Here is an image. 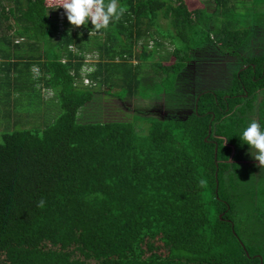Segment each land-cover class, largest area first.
Returning a JSON list of instances; mask_svg holds the SVG:
<instances>
[{
    "label": "trees",
    "instance_id": "trees-1",
    "mask_svg": "<svg viewBox=\"0 0 264 264\" xmlns=\"http://www.w3.org/2000/svg\"><path fill=\"white\" fill-rule=\"evenodd\" d=\"M214 2L222 9L209 13L190 11L185 0H119L124 15L97 30L90 21L71 25L61 0H0L14 46L28 44V64L41 67L60 108L45 129L0 135V264H264L241 236L248 219L264 223V177L247 169L256 162H242L256 151L239 138L252 121L264 126L256 103L264 102V50H253L250 28L228 31L236 18L248 22L236 10L245 3ZM58 13L66 17L62 33ZM165 43L170 63L143 76ZM242 46L244 56L227 55ZM93 49L109 63L82 77ZM193 51L238 67L233 83L201 89L190 113L140 131L132 122L79 123L102 85L125 99L156 81L175 96Z\"/></svg>",
    "mask_w": 264,
    "mask_h": 264
},
{
    "label": "rangeland",
    "instance_id": "rangeland-1",
    "mask_svg": "<svg viewBox=\"0 0 264 264\" xmlns=\"http://www.w3.org/2000/svg\"><path fill=\"white\" fill-rule=\"evenodd\" d=\"M238 1L241 4L245 3L242 6L247 7V9L242 8V11L236 7V10L239 12L238 17H249V20L245 19L248 21L245 22L241 18L234 19L236 21L235 23L231 22L228 31L243 32L246 27L250 28L252 33L249 34L247 40L251 41V45L257 44V46L254 45L256 48L254 47L253 50L263 51L264 26L259 24L264 23L261 22L264 19L257 17L264 16V0ZM185 3L190 11L204 9L212 13L214 8H219V11L222 9V5H217L214 0H185ZM231 5L232 2H229L228 6L231 7ZM2 7L6 9L8 4H0V135L7 132L45 129L60 114L57 94L54 90L48 89V85L46 84L47 78L45 73L41 71V67L36 64H28L29 59L34 57L33 52L27 48L28 44H23L19 49H16L14 46L13 43L15 42L12 41L15 37L12 34L15 28L14 26H12V29L8 28L13 23L3 16L1 12ZM216 16L219 17L220 14L217 12ZM256 18L257 20L255 21ZM57 20L59 33H62L65 28L63 24L66 22V17L64 14L58 13ZM162 24H165V22L162 21ZM258 27H261V30L255 31V29H259ZM56 40H58V37L55 38ZM47 42L46 40L45 44L39 45V50L43 49L42 53L50 49ZM152 47L153 45L150 43L149 50ZM164 47V49L158 50L151 61L143 66V76H156L155 71L152 69V64L158 62L167 65L170 63L167 53L171 52L173 48L168 43H165ZM239 49L235 51L231 49V53L228 52L227 55L234 56L238 52L244 56L245 53L249 52V47L242 46ZM93 50L92 52H85L84 67L82 69L83 77L96 70L97 63L100 61L102 63H109L104 53L100 57L99 52L95 51V49ZM73 51L76 52L77 50L75 51L74 49ZM135 52H140V45L135 48ZM193 52V54L196 53L195 51ZM200 53L203 54V52L196 53L193 56V63L188 64L187 72L183 73L185 78H183L184 76L181 77L175 96L166 94L164 90L160 92V87L156 85V81H153V84L148 83L147 86L142 87L137 95L125 99L117 98V93L119 92L120 94L118 89L111 90V93L115 94V97L107 95L109 85H102L100 90L94 95L93 101L79 112V123L132 122L138 131H140L141 128L146 129L153 119L166 120L175 116L183 117L187 115L193 107V104L191 106L192 94L196 96L201 89L210 88V90L217 91L225 87L221 85L228 83L231 85L233 80L230 78V71L238 69V67L232 68L233 66H230L228 72L226 68H228L229 63L227 64L226 60L219 61L218 59L216 62V53L203 54L204 56L200 55ZM22 58H25V60ZM15 63L17 66H14ZM133 64L136 65L135 62ZM213 64L219 67H214ZM213 68H216V70L212 72ZM161 77L163 78V75ZM161 77L158 76L159 81L162 79ZM88 82L89 84L85 86L91 85L89 80ZM257 101L261 103L258 106H262L261 108L264 110V102L259 97H257L256 103ZM257 115H255L256 120L259 118V114ZM248 160L256 163L249 165L247 169L255 172L259 177H264V164L259 163L254 158L251 159L249 152L243 155L242 162H247ZM261 210L264 212V209ZM250 213L249 211L248 214ZM246 216L250 217L249 215ZM254 219L257 220V217H254ZM251 222L252 219L250 218L243 223L240 229L241 236L249 251L258 256L260 255L264 261V223L259 220L260 223L252 225Z\"/></svg>",
    "mask_w": 264,
    "mask_h": 264
},
{
    "label": "clouds",
    "instance_id": "clouds-1",
    "mask_svg": "<svg viewBox=\"0 0 264 264\" xmlns=\"http://www.w3.org/2000/svg\"><path fill=\"white\" fill-rule=\"evenodd\" d=\"M61 6L71 25H86L90 21L97 30L107 28L110 23L119 20L127 10L119 4V0H61L59 7ZM239 138L244 144L255 149L254 158L264 164V126L252 121L243 129ZM201 183L203 184V181ZM44 204L45 201L41 199L38 207L43 208Z\"/></svg>",
    "mask_w": 264,
    "mask_h": 264
},
{
    "label": "flooded vegetation",
    "instance_id": "flooded-vegetation-1",
    "mask_svg": "<svg viewBox=\"0 0 264 264\" xmlns=\"http://www.w3.org/2000/svg\"><path fill=\"white\" fill-rule=\"evenodd\" d=\"M219 61H221V60H219ZM216 62H217V61H216ZM213 66H214V67H215V66H216V67H219L218 65H215V64H213ZM215 70H216V68L212 69V72L215 71ZM228 70H229V69H228Z\"/></svg>",
    "mask_w": 264,
    "mask_h": 264
},
{
    "label": "built area",
    "instance_id": "built-area-1",
    "mask_svg": "<svg viewBox=\"0 0 264 264\" xmlns=\"http://www.w3.org/2000/svg\"><path fill=\"white\" fill-rule=\"evenodd\" d=\"M84 83L87 85L89 82H88V79H84Z\"/></svg>",
    "mask_w": 264,
    "mask_h": 264
}]
</instances>
